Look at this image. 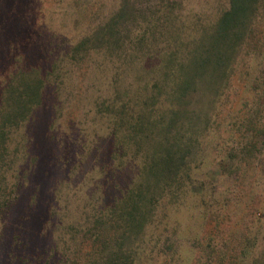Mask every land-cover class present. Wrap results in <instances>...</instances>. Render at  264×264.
<instances>
[{"label": "trees", "instance_id": "1", "mask_svg": "<svg viewBox=\"0 0 264 264\" xmlns=\"http://www.w3.org/2000/svg\"><path fill=\"white\" fill-rule=\"evenodd\" d=\"M147 8H139L133 0H120L113 13L68 44L66 51L59 48L61 40L40 42L2 83L0 264H264V252L254 250L255 242L249 245L244 237L235 245L232 232L217 233L213 231L216 225L204 237L201 254H195L200 226L193 222L210 217L208 224L212 225L211 214L220 201L214 183L203 173L212 168L216 148L223 143L218 131L235 139L238 134L232 130L239 133L244 129L239 134L242 141L252 129L254 134L239 150L247 157L264 134V122L259 120L264 112L262 102L257 100L253 119L244 118L239 125L226 122L229 109L222 103L236 88L233 75L241 63L244 68L243 62L249 58V64L264 65V0H228V7L216 19L191 26L194 32L185 36L170 26L175 10L169 0ZM92 53L108 57V62L123 70L111 81V101L98 106L110 122L115 153L119 151L121 158L131 150L128 156L137 169L127 188L120 193L113 190L111 203L106 208L92 207L78 227L86 225V237L91 241L80 262L76 253L71 258L66 245L61 244L58 251L59 243L54 241L53 228L63 225L53 211L54 183L59 182V164L68 160V155L63 152L60 158L51 148L44 159L40 152L28 149L36 142V132L27 134V125L34 123L39 108L48 105L49 87L60 86L62 77L56 74L60 65L67 61L74 64ZM127 72L133 73V83L121 85ZM245 74L249 76L247 68L243 77ZM260 79L255 74L252 81ZM248 91L244 90L247 101ZM259 96L251 97L252 102ZM48 107L56 106L52 102ZM239 111H246L245 103ZM18 130L23 132L20 143L24 151L11 147ZM46 136L44 133L43 138ZM233 142L227 140V144ZM224 151L230 167L236 154L232 147ZM113 154L109 148L97 156L108 171L103 176L107 184L120 169L111 165ZM240 169L237 172L244 175ZM38 175L47 179L40 180ZM180 210L182 214L191 211L190 223L178 218L171 223ZM221 210L225 212L226 207ZM70 226L74 231L76 227ZM77 232L71 234V241ZM171 235H175L174 241H170Z\"/></svg>", "mask_w": 264, "mask_h": 264}, {"label": "rangeland", "instance_id": "2", "mask_svg": "<svg viewBox=\"0 0 264 264\" xmlns=\"http://www.w3.org/2000/svg\"><path fill=\"white\" fill-rule=\"evenodd\" d=\"M133 1L136 2V6L146 10L147 7H153L162 0ZM169 1L175 10L170 26L175 28L176 34L180 36L193 33L191 26L211 23L228 7V0ZM119 4L120 0H0V90L14 66L24 56L36 50L40 42L45 39H54L56 42L61 40L59 48L64 52L68 44L88 34L96 24L113 13ZM262 31L261 38H264V28ZM107 58L102 54L92 53L74 64L68 61L61 64L56 72L62 77L60 86L49 87L51 95L46 98L48 105L53 102L56 107H52L51 110L48 105L39 108L41 113L33 120L34 123L27 125L28 132L26 131L27 134L36 132L35 144H28L27 148L40 152L41 158L45 159L51 148H54L60 158L63 157L61 156L63 152L68 155V160H62L59 164L57 172L59 182L54 183L53 211L57 219L63 222L60 228L59 225L53 228L54 241L59 243H56L58 251L62 248L61 244L66 245L71 258L73 253H76L80 262L88 254L91 241L86 237V225L78 227L83 225L87 216L91 214L92 207L106 208L113 200L112 191L120 193L124 190L126 183L134 178L137 169L136 162L128 156L131 150L121 158L119 151L115 153L117 144L109 133L110 122L107 116L105 117L106 114L100 110L101 102L111 101L108 98L113 93L111 84L113 76H119L123 71L115 68V63L108 62ZM243 63L249 72V76L245 74L248 79L243 77L246 68H243L241 63L242 68L238 66L233 75L232 83L236 88L231 89L226 102L222 101L225 104L224 108L229 109L230 116L226 122L232 125H239L244 118L253 119L257 100L262 102L264 107V65L249 64V58ZM255 74H259L262 79L258 82L252 81ZM126 83L127 85L133 83L132 72L126 73L125 82L121 85ZM246 88H249L248 101L244 95ZM258 93L261 96L252 102L251 97L258 96ZM243 103L246 105V111H239ZM259 120L261 123L264 122V112L261 113ZM242 132H245L244 129L239 133L232 130V134L238 136L230 139L229 133L221 129L218 131L220 142L223 143L220 148L215 149L217 158L212 163V168L208 170L205 168L203 173L214 183L213 190L220 201L215 207V213L211 214L214 220L212 225L208 224L210 217L193 220L200 226L198 229L200 233L197 234L198 239L200 235V240H197L198 248L195 254H201L206 242L204 237L213 225H216L213 231L217 230V233L221 231L225 235L231 231V240L235 245L242 243L246 237L247 244L254 245L255 242L254 250L258 248V253L264 252V134L256 139L259 140L254 146L257 149L247 157L239 150L254 132L249 129L248 135L244 134L245 138H241V141L239 134ZM44 133H47V136L43 138ZM21 135L22 130H18L13 136L11 147H18L24 151L20 143ZM227 140L234 142L227 144ZM51 141L52 145L49 144ZM228 147H232L236 154L232 155L230 167V160L226 159L224 151ZM109 148L114 153L109 158L113 162L111 165L114 168L120 166V169L117 168L114 179L107 184L103 176L107 175L108 171L101 167L104 162L97 160V156L101 150ZM239 168L240 171H244V175L237 172ZM38 178L43 181L47 179L41 175H38ZM102 185L104 188H101ZM195 185L201 188L198 183ZM193 191L200 189L193 187ZM224 198L228 199L225 201ZM224 207L225 212L221 210ZM179 212L172 213L174 217L171 223L177 220L176 218L183 223H190L191 211L185 214ZM70 225H74L76 227L74 231H78L74 241L70 240L71 234L74 233L72 228H69ZM174 240L175 235H171L170 241ZM57 258L59 259V256Z\"/></svg>", "mask_w": 264, "mask_h": 264}]
</instances>
